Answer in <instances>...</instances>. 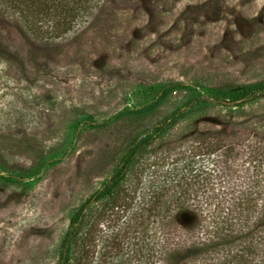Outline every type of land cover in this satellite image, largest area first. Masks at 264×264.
I'll return each mask as SVG.
<instances>
[{
    "label": "rangeland",
    "instance_id": "374dc122",
    "mask_svg": "<svg viewBox=\"0 0 264 264\" xmlns=\"http://www.w3.org/2000/svg\"><path fill=\"white\" fill-rule=\"evenodd\" d=\"M262 81L264 0H105L55 40L0 20V264H61L76 211L131 146L207 92ZM177 83L187 88L158 99ZM213 130L230 135L226 142L261 143L264 96L240 106L199 102L129 168L121 189L135 198L131 207L144 203L164 167L194 155L198 134ZM100 211L87 264H101L109 241L101 234L133 212L98 202L88 226ZM169 225L156 236L181 226L176 218Z\"/></svg>",
    "mask_w": 264,
    "mask_h": 264
},
{
    "label": "trees",
    "instance_id": "16d2710c",
    "mask_svg": "<svg viewBox=\"0 0 264 264\" xmlns=\"http://www.w3.org/2000/svg\"><path fill=\"white\" fill-rule=\"evenodd\" d=\"M104 1L0 0V20L21 27L33 39L55 40L87 23ZM177 88L187 86L169 85L158 99ZM260 96H264V81L230 91L214 89L172 112L144 135L129 148L119 169L76 211L62 244L61 264L88 263L90 240L103 216L100 211L88 226L87 213L102 201L105 209L115 213L133 212L115 232L101 234L109 240L101 264H111L115 257L119 258L116 264H264V140L226 142L230 135L220 130L198 134L194 155L179 166L164 167L159 182H150L138 209L131 207L135 198L121 189L129 168L154 149L155 141L172 126L188 118L199 102L240 106ZM139 211L146 212L145 219ZM175 218L180 227L156 236ZM174 231L179 233L177 238L171 235ZM76 253L82 262L73 259Z\"/></svg>",
    "mask_w": 264,
    "mask_h": 264
}]
</instances>
